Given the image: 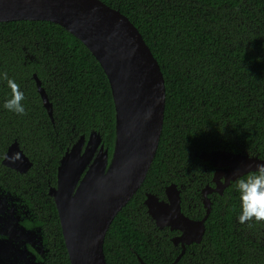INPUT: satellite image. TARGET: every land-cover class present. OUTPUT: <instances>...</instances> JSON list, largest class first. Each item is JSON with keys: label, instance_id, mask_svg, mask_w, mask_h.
I'll list each match as a JSON object with an SVG mask.
<instances>
[{"label": "trees", "instance_id": "1", "mask_svg": "<svg viewBox=\"0 0 264 264\" xmlns=\"http://www.w3.org/2000/svg\"><path fill=\"white\" fill-rule=\"evenodd\" d=\"M128 18L156 59L165 84L158 148L140 188L116 215L103 242L106 264H172L179 255L171 238L148 216L146 194L165 200L180 190L182 213L205 215L201 191L213 186L214 167L202 152L225 151L264 160V0H100ZM24 93L27 114L3 105L11 96L0 79V189L29 208L28 227L39 229L70 264L54 202L60 159L81 136L101 134L111 158L115 110L107 78L87 48L47 21L0 23V73ZM34 75L52 104L43 106ZM17 143L32 162L25 174L3 164ZM247 175V174H246ZM237 181V180H236ZM236 181L209 195L211 210L199 244L186 247L175 264H264V224L238 223ZM52 264V263H51Z\"/></svg>", "mask_w": 264, "mask_h": 264}, {"label": "water", "instance_id": "2", "mask_svg": "<svg viewBox=\"0 0 264 264\" xmlns=\"http://www.w3.org/2000/svg\"><path fill=\"white\" fill-rule=\"evenodd\" d=\"M15 21L59 25L87 48L109 83L115 110L111 158L99 133L91 132L87 141L81 136L60 159L56 185L48 192L69 263L106 264L103 242L107 231L140 188L158 148L165 106L162 72L135 26L119 10L100 0H0V23ZM34 79L51 117V104L35 75ZM198 158L215 168V188L201 191L205 209L202 219L193 220L182 213L180 190L174 184L165 188V200L146 194L143 202L157 228L179 232L172 242L180 243L182 250L172 264L183 255L186 245L203 239L204 223L211 210L207 194L222 195L238 176L264 164L258 157L225 151L202 152ZM2 164L19 173L32 166L16 142L8 147ZM26 234L19 237L28 243L29 238H35L41 249L39 231L28 230ZM138 261L145 264L140 258Z\"/></svg>", "mask_w": 264, "mask_h": 264}, {"label": "flooded vegetation", "instance_id": "3", "mask_svg": "<svg viewBox=\"0 0 264 264\" xmlns=\"http://www.w3.org/2000/svg\"><path fill=\"white\" fill-rule=\"evenodd\" d=\"M27 172L28 171L25 173ZM212 187H214V183ZM50 188L52 187H49V189ZM29 212V208L23 203L19 196L0 189V264H54L56 262L53 260L55 253L50 248L49 243L44 242V236L41 234L40 230L26 225V222L30 221ZM164 229L169 228L166 227L162 230ZM28 230L39 231L38 236L40 237V244L42 245L41 249L37 246V240H35V238H29L30 243H28L19 237L20 234H26ZM169 231L171 230L169 229ZM172 232H175V235L171 238V241L173 238L179 236L178 231L174 230ZM36 239L38 238L36 237ZM172 244L174 249H178L180 250L179 252H181L182 248L180 243L175 245L172 242ZM192 244L185 246L184 253L186 247Z\"/></svg>", "mask_w": 264, "mask_h": 264}, {"label": "clouds", "instance_id": "4", "mask_svg": "<svg viewBox=\"0 0 264 264\" xmlns=\"http://www.w3.org/2000/svg\"><path fill=\"white\" fill-rule=\"evenodd\" d=\"M0 79L7 81L11 90V96L5 101L3 107L15 115H26L23 104L25 96L20 86L8 77L7 72L0 73ZM18 158L17 156L16 159ZM238 177L236 181V191L240 202L238 223L249 226L251 223L264 224V164H257L254 172Z\"/></svg>", "mask_w": 264, "mask_h": 264}, {"label": "bare ground", "instance_id": "5", "mask_svg": "<svg viewBox=\"0 0 264 264\" xmlns=\"http://www.w3.org/2000/svg\"><path fill=\"white\" fill-rule=\"evenodd\" d=\"M37 78V77H36ZM38 79V78H37ZM35 80V79H34ZM36 82V81H35ZM40 82V81H39ZM40 87L42 88V86H41V82H40ZM43 89V88H42ZM37 90H38V88H37ZM44 90V89H43ZM44 93H45V91H44ZM40 95V94H39ZM45 95H46V93H45ZM41 97V96H40ZM46 97H47V95H46ZM42 99V98H41ZM47 100H48V98H47ZM43 102V101H42ZM48 102H49V100H48ZM50 103V102H49ZM51 104V103H50ZM51 107H52V104H51ZM45 108V107H44ZM46 109V108H45ZM47 111V110H46ZM51 119H52V114H51V117H50ZM93 132V131H92ZM94 132H96V131H94ZM98 133V132H97ZM100 134V133H99ZM100 136H101V134H100ZM85 138V137H84ZM80 139V138H79ZM78 139V140H79ZM102 139V138H101ZM85 141H87L86 139H85ZM69 150V149H68ZM67 150V151H68ZM64 156V155H63ZM4 159V158H3ZM201 160V159H200ZM203 161V160H202ZM215 169V168H214ZM215 172V171H214ZM214 176V175H213ZM244 176V175H243ZM212 181H213V179H212ZM223 181V180H222ZM214 183V182H213ZM206 187H209V188H215V183H214V187H211V186H206ZM205 187V188H206ZM204 189V188H203ZM226 189V187L223 189V191ZM212 193H214V194H218V193H216V192H211V193H209V194H207V198H209L208 196L209 195H211Z\"/></svg>", "mask_w": 264, "mask_h": 264}]
</instances>
